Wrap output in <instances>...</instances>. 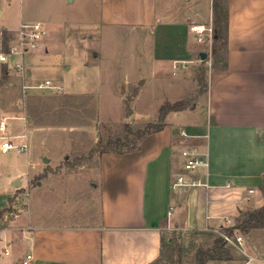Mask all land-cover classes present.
<instances>
[{"label":"crops","instance_id":"obj_1","mask_svg":"<svg viewBox=\"0 0 264 264\" xmlns=\"http://www.w3.org/2000/svg\"><path fill=\"white\" fill-rule=\"evenodd\" d=\"M198 2L166 0L159 10V0H100L101 21L126 23L145 39L131 54L129 65L121 66L114 54L92 48L87 23L66 19L46 24L36 50L22 54L27 67L16 63L23 70L22 86L4 66L0 82H7L0 89H8V95L10 91L23 94L22 110L16 117L25 122L24 132L32 119L29 96L95 99L99 116H103L105 101L121 109L127 101L133 106L147 103L142 68L148 66L159 79L174 80L169 82L172 96H178L177 89H189L186 100L194 101L191 108L168 113L162 129L145 136L136 150L100 156L94 188L101 210L91 223L46 224L40 218L48 215L41 217L37 208L27 213L28 205L11 217L0 218L10 249L8 256L0 254L4 257L0 264H23L28 254L33 255L30 264H150L161 255L167 231L209 233L233 225L242 212L264 205V0H226L228 52L220 59L207 53L206 60L200 57L205 50L197 47V36L189 24L206 25L212 20V0L206 23L198 17ZM5 15L0 8V19ZM4 31L8 32L6 42ZM15 32L1 30L0 43L5 49ZM200 68L206 71L207 87L195 97ZM40 70L48 72L45 81L63 90L39 89L40 83L28 85L39 80ZM164 86L162 81L158 87ZM5 94L2 90L3 98ZM177 101L161 99L160 104ZM172 117L182 121L179 132ZM34 130L38 133L42 127ZM31 131L32 138L46 141ZM190 148H196L204 162L193 172L184 167L183 152ZM180 174L205 185L171 189ZM2 205L0 201V209ZM256 230L264 234V229ZM239 250L248 255L247 250Z\"/></svg>","mask_w":264,"mask_h":264},{"label":"rangeland","instance_id":"obj_2","mask_svg":"<svg viewBox=\"0 0 264 264\" xmlns=\"http://www.w3.org/2000/svg\"><path fill=\"white\" fill-rule=\"evenodd\" d=\"M198 1L196 7L200 13L198 17L206 23L209 20L210 0ZM163 2L166 0H159V10L164 9L161 4ZM99 3L100 0H0V8L6 12L5 19H0V32L4 28L16 30V37L9 42L8 49L0 43V55L6 56V61L0 63V77L4 66L7 65L17 84L22 86L23 70L16 68L18 62L24 63V67H27L16 39L22 20L28 23L41 22L44 29L48 23L54 21L61 23L66 19H77L87 23L88 31L91 33L90 46L101 50L103 54H114L121 66L129 65L128 59L131 54L140 49L145 39L141 37L139 31L126 23L110 25L101 21ZM4 22L7 26H3ZM189 25L191 27L199 24ZM204 26L213 28V9L212 20ZM160 30L162 29L159 28ZM194 42L209 56L212 55V37L206 36L203 42L194 39ZM11 46L16 47V52H10ZM35 50L30 49L29 52ZM142 69L143 76L147 79L143 96L144 99L147 97V103L142 102L133 106L127 101L121 109L117 104L105 101L103 103L105 111L103 116H99L95 99L78 98L71 100L68 103L71 108L62 113L50 109L39 114L36 119H28L26 129L30 136L29 150L26 153L17 150H11L7 154L0 153V201L3 203L0 218L4 215L11 217L26 205L29 207L27 213L32 214L37 208L35 212L42 214L41 217L43 214L48 215L44 219L40 218L46 224L57 221L77 225L89 224L99 216L101 206L97 190L94 188L97 184V172L94 170H97L99 158L104 154L102 153L104 150L117 148L110 141L118 138L125 140L127 135L125 124H131L134 130L138 127L143 128L151 122L162 124L164 119L159 117L157 120V109L167 100L171 102L186 100L191 95L189 89L187 92L177 89L178 96H172L170 93L174 90L170 88L169 82H173V79L165 82L159 79V75L152 72L149 66ZM38 77L39 80H34L28 85L44 82L48 72L40 70ZM162 81L165 86L160 88L158 86L162 85ZM6 82L7 80H2L0 84L5 85ZM2 90L4 94L8 91L6 88ZM2 90L0 89V114L8 117V133L18 135L25 130V122L16 117L22 110L23 94L10 91L9 95L5 94L4 99L1 95ZM198 91L199 86L193 96L195 94L196 97ZM161 99H164L162 104ZM172 119H175L176 131L179 132L182 121L174 117ZM39 126L42 130L36 133L34 129ZM31 130L36 135L45 136L46 141L41 143V139L32 138ZM13 141L21 142L22 139L14 138ZM126 142L128 144L126 147L130 149L135 145V136L130 135L129 141ZM46 160L50 162L46 163ZM18 178L22 184L16 188L12 182ZM250 232L238 233L244 239L240 248L243 251L247 250V256L239 250L240 248L229 245L235 256L233 260L208 264H264V234L261 230L253 231L252 234ZM210 233L167 231L163 264L166 262L196 264V252L200 248L211 246L214 242V237ZM251 257L253 259H250Z\"/></svg>","mask_w":264,"mask_h":264},{"label":"trees","instance_id":"obj_3","mask_svg":"<svg viewBox=\"0 0 264 264\" xmlns=\"http://www.w3.org/2000/svg\"><path fill=\"white\" fill-rule=\"evenodd\" d=\"M213 9V28H212V46L211 51L212 55L216 59L226 56L228 52V40H229V10L227 2L225 0H213L212 1ZM3 39L6 42L8 40V32H3ZM196 79L199 86V91L197 96H200L204 93L207 87L206 81V71L203 68H200L196 72ZM70 99L67 97H46V96H29L28 103V114L31 118L36 119L39 114L44 113L47 110L57 111L62 113L65 110H68L70 105ZM194 100H182L175 103L166 102L160 108V118L165 119L166 115L173 111H182L188 108H191ZM32 119V120H33ZM40 123V121H39ZM37 123V124H39ZM163 125L155 123H147L143 128L138 127L136 130L133 129L131 124H125V129L127 135L125 140L118 138L116 140H111V144L117 146L116 149H107L102 153H126L138 148L141 140L151 134L158 132L162 129ZM130 135H134L136 142L130 149L126 141H129ZM262 191L264 193V183L262 185ZM264 229V205L258 209H251L245 212H242L234 221L233 225L222 226L220 230L225 233L234 236L238 233H249L252 230ZM214 237V242L211 246L207 248H200L195 255L196 264H208L210 262H227L234 259L233 254L229 248L227 242L219 235L210 233ZM164 248V244H163ZM163 250L161 255L154 262L150 264H163L162 262ZM181 261V260H180ZM168 262H166L167 264ZM168 264H172L171 262ZM179 264H182L180 262Z\"/></svg>","mask_w":264,"mask_h":264},{"label":"built area","instance_id":"obj_4","mask_svg":"<svg viewBox=\"0 0 264 264\" xmlns=\"http://www.w3.org/2000/svg\"><path fill=\"white\" fill-rule=\"evenodd\" d=\"M192 32L197 36L199 42H203L206 36L212 37V27H206L204 25L191 26ZM46 32L44 27L39 22H23L17 30V42L21 48L22 54L29 51L30 49L36 48L39 42L44 38ZM10 52H16V47L11 46ZM6 61L4 54L0 55V63ZM17 67L21 69L22 64H17ZM39 89L50 88L54 91L60 92L63 88L59 85L54 84L50 80H46L36 86ZM7 117H0V153L7 154L11 150H17L20 153H26L29 150V135L27 132H22L18 135H10L8 133ZM183 134H185L183 132ZM14 138L22 139L21 142H14ZM183 156L186 159L185 170L187 172H193L197 167L204 165L200 153L196 148H190L183 152ZM205 185L200 179L188 180L185 174H180L171 184V189L176 190L183 186H201ZM253 192V190H250ZM231 222H228L229 225ZM211 232L221 236L228 245L240 248L244 243L242 235L231 236L222 230H212ZM0 254L8 256L10 254L9 243L3 237V231L0 228ZM33 259L32 254H28L23 264H30Z\"/></svg>","mask_w":264,"mask_h":264},{"label":"water","instance_id":"obj_5","mask_svg":"<svg viewBox=\"0 0 264 264\" xmlns=\"http://www.w3.org/2000/svg\"><path fill=\"white\" fill-rule=\"evenodd\" d=\"M200 57H201L202 60H206L207 57H208V55H207V53L202 52V53L200 54ZM48 162H49V160H46V163H48ZM12 184H13L14 187L19 188V187L21 186L22 182H21V180L18 178V179H16L15 181H13Z\"/></svg>","mask_w":264,"mask_h":264}]
</instances>
